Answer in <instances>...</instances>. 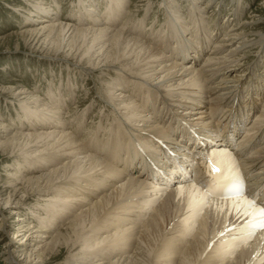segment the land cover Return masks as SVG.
Returning <instances> with one entry per match:
<instances>
[{"label":"bare ground","instance_id":"6f19581e","mask_svg":"<svg viewBox=\"0 0 264 264\" xmlns=\"http://www.w3.org/2000/svg\"><path fill=\"white\" fill-rule=\"evenodd\" d=\"M34 1L36 4L31 6L33 13L28 11L27 14H35V16H33V19H26V21L28 20L29 24H39L30 25L25 31L28 35L35 37L34 40L38 37L37 40L39 41L42 37L54 38V36H59L61 33L63 36L69 33V36L75 35L74 37L79 34L81 37L90 36L92 50L97 46H100L97 47L100 51L107 46L108 49L114 47V52H112L114 57H104V64L102 65L108 71L119 70L121 78L125 81L123 83L120 82L121 79H118L117 83L111 87L108 86L110 87L109 96H115L114 91H120L117 97L111 98V101H115L116 108H118L115 113L118 121L113 122L116 129L111 132L114 128L112 125L108 135L105 134V137L100 140L98 144L100 148L97 147L100 150V157L91 155L88 152L91 148L87 147L84 141L80 142L76 139L79 126L76 120L75 125L71 121L67 123L64 118L59 120L60 111L56 106L46 103L44 109H39L40 107L37 105H40V102L36 101L38 95L33 99V94L30 95L29 99L36 103V107L27 105L26 101L29 99L20 102V106H23L20 109L21 112L17 114L22 117L19 119L24 117L28 120L27 124L29 125L19 124L18 126L34 127V129L30 132H15L9 139L4 138L3 142L0 141L1 149L6 151H13L15 147L19 148L20 142H22L23 145L20 147L22 151L19 152H21V156H25L22 157L23 160L19 163L10 165L11 169H9L7 179L12 178V182L6 183L4 186L6 187L7 197L2 198V203H0V231L9 233L8 228L10 226L5 223V220L3 221V218L6 219L8 214L18 215L25 203L33 198H39L40 202H43L31 214L34 219L38 218L37 215L42 216V214H39L40 210L45 213L51 208L61 213L64 209L56 203H58L62 193L67 190L69 194L75 196L74 198H68L70 199V207L80 210V212L70 218L72 220L65 219L68 223L63 226L70 230L71 237L75 238L74 241L71 240L72 242H70H76L71 244L72 247L78 244L83 251H86L88 257L84 260H90L91 264H101V262L94 260L98 257H100L99 261L108 260V264H197L204 251L208 252L207 250L214 248L215 243L219 241L232 239L230 237L240 227H243V233L241 231L237 238L243 244V251L246 255L242 258V255L239 256L240 253H236L238 255H233L230 260L233 264H258V259L264 252V209H261L263 207L257 203L255 204L258 206L254 205L252 197L247 195L238 199H213L212 188L209 187V182H205L208 178L205 170L207 172L212 170L214 174L211 173L210 178H215V180L225 177L247 184L248 188L256 185L255 190L256 192L260 190V193H262L260 199L264 203V129L258 131L264 125V94L262 92L259 93L262 94L259 99L262 107L261 112L260 109L255 107L249 108L250 106L246 111L242 112V109L240 113L238 112L239 114L237 113L239 120L236 122L235 127L231 128L238 137L237 139H241L242 143L229 149L224 147V143L221 142L222 139H219V142L214 139L212 144V147H214L212 150L214 152V163L209 161L199 162V166L194 173V181L176 185L170 190H166L163 186H156L149 181V178H146L145 174L150 171L147 164L135 163V160L138 162L136 157L142 159L143 155L149 164L154 163V160H148L149 156L156 151L152 143L153 138L164 142L171 153L176 155L179 151L174 152L173 147H178V149L183 147L185 151L187 150L186 142L182 141L187 138L188 134H184L187 129L195 135L203 133L207 137L210 133L213 136L218 134L219 137L221 136L223 129L226 128L225 124L230 122L232 111L239 109L237 101L241 99V94L246 88V86L244 87L246 84H243L242 81L245 76L243 73L246 72L244 68L249 67L245 61L247 53L245 51L246 49L251 50L249 46H252L247 36L251 35V29L257 24L258 20L254 16L249 17V21L245 20L237 26L232 24L233 27L235 26L234 28L232 26L230 28L225 23L227 31L222 34L219 42L216 41L217 39L212 41L213 44H218V46L216 45V49L210 52L209 39L213 38L212 33L214 34L218 29H216L218 24L215 22L218 19L213 17L209 21L211 26H215V29L211 31V37L202 35L206 31V18L203 12L207 8L208 10L209 8L217 10L219 5L215 0H207L202 5L203 8L199 6L200 0H187L191 2V4H186L189 6L187 16L180 14L179 8L181 5L173 2L167 4L165 14L169 16V12L171 13L167 20L170 28L166 33L163 32V35L156 36V39L152 35L147 38L139 34L142 29L138 24V19H135L136 24H132L134 16L133 12L129 10L119 28L112 29L113 24L117 23V19L122 14L121 7L128 4V0H124V4L118 3L115 10L109 14L106 12L104 14L98 13L100 16H97V5L88 6L84 11L85 15L79 9V15L75 17L80 23L77 26L75 23L73 25L57 23L58 12L57 9L53 10L54 6H51V3H43L47 5L44 8L40 3H37L38 0ZM51 1L52 4L58 5L57 0ZM84 1L78 0L77 4L82 6ZM131 1L134 8L144 9V11L149 9L146 7L147 5H151V0ZM92 3L94 4V2ZM193 9L198 16L194 17ZM232 11L231 16L235 17L234 12L236 10ZM114 12L116 13L114 14ZM211 14L206 17L213 16ZM189 15H192L193 18L188 20ZM235 19H231V21L234 22ZM106 24L111 26L99 27ZM187 33L190 37L186 40L190 44H193L195 48L210 52L205 56V62L199 68L195 66L197 61L194 59V57L200 55L199 51L185 50L180 52L177 49L179 45L176 44L175 51L169 50L166 54L162 52L168 50L166 46L168 41L165 40L168 34L180 37ZM78 39H80V36ZM83 39L85 40V38ZM84 42H87V40ZM263 42L264 40H261L256 51ZM189 57H193L191 58L192 62L186 65L183 64L185 59H189ZM106 60L110 63H107ZM117 63L119 67H113ZM257 73V75L256 72L253 73V76L261 81L254 79L256 85L247 90V96L258 93V91L254 92L253 89L259 87L261 91L264 88L263 78L259 77L261 74L258 70ZM159 75L162 76L155 77ZM104 81L107 80L104 78ZM251 82L249 81V83ZM136 86L138 91H135ZM138 92L139 95H137ZM18 93L19 95H26L27 92L21 90ZM144 93L157 97V106H159L158 124H161L160 120H163L162 123H165L166 126L164 130H159L160 126L157 123L149 121L151 119L149 114H141L144 113L143 108L135 99L138 96L142 97ZM229 96L232 97V102L229 101V103L231 102L230 106L226 108L228 116L223 113V120L220 122L215 116L221 114L223 110L221 105H224L223 101ZM252 96L249 98L251 103L256 101V98ZM49 98L53 101L51 97ZM57 98L58 101L62 100L60 96H57ZM239 102L241 103V101ZM197 103H199V106ZM187 105L196 107L183 109L181 113L178 112ZM23 109L26 112H23ZM121 109H123V112H119ZM234 113L236 114V112ZM49 115H51L50 118H48ZM251 115L260 119L256 122V127L255 124H251ZM187 116H190L191 119L186 118ZM37 121L41 124L36 128L32 122L36 124ZM70 123L74 127L72 131L69 128ZM238 123L243 126L242 130L237 129ZM54 128H58L59 134L53 130ZM0 129L3 130V133L9 134L12 132L10 128H4V125H1ZM68 130H70V133H68ZM118 131L121 133L119 140L124 141V145L113 143ZM31 132L35 133L31 134ZM113 133H116L115 138L111 140L109 135ZM91 134H93V130L88 134L90 137L87 138V145H89ZM2 137L0 136V138ZM81 140L83 139L81 138ZM258 145L259 147H256ZM137 148L142 156H138L136 153ZM39 163H48V168L45 166L47 169L41 170L38 166ZM138 166L142 167L143 174L132 173V171L137 170ZM25 167L26 173H29V175L20 176V171ZM157 171H160V168L151 173L155 174ZM257 184L260 189L257 188ZM98 186L106 188L104 189L105 192L96 195ZM76 190H80L78 192L80 196L73 193ZM91 196V200L86 199ZM144 198L148 203L142 200ZM158 199L163 200L162 205L164 207L155 206L152 211H147L146 207L143 208V205L150 208V204L153 202L157 204ZM135 200H139L143 204L137 206L135 203L133 204ZM61 202L64 203L62 200ZM181 202L196 206L195 208L202 213L201 218L196 219L195 223L192 220L194 225L190 228L194 233L192 232L189 236L186 235L187 237L182 238L175 236V227L173 228V224V226H169L170 222L168 223L164 214L166 209ZM129 203H132V206L126 209L129 207ZM179 208L180 210L183 209ZM176 213H178V210ZM228 214L237 216V219L231 223L225 221L227 224L219 223L220 218ZM45 217L48 219L47 216ZM183 219L186 222V218ZM17 220L21 219L18 218ZM21 221L19 231L16 233L10 232L12 234L11 239L8 238L7 241H4L3 260L5 264H33L35 260H37L35 261L36 264H39L38 262L41 264L42 251L47 246H42L45 242L44 239H48L54 231L51 232V230L55 228L45 225L46 223L39 221V218L36 226L35 223L33 224L30 219L25 217ZM122 222H127V224L121 225ZM101 223L109 224L97 228ZM57 226L58 224H55V227ZM168 227V231H165ZM182 228L184 227L182 226ZM111 230L114 233L104 235ZM238 231L240 232V230ZM84 232H88V234L83 235ZM13 235H16L15 239ZM60 235L61 233L58 231L54 236V242L57 241V237ZM27 237L28 239L25 240ZM30 237L31 240L29 241ZM107 240H109V244L100 249ZM51 241L53 240L51 239ZM133 244L135 245L133 246ZM126 251H131V253L127 254ZM112 253H114L113 256ZM214 253L219 252L215 251ZM121 254L124 255L121 256ZM171 255L180 257V259H177L178 262L168 260ZM18 256H23L21 262L15 260ZM235 259L236 261H234ZM77 262L68 261L66 264H76ZM230 262L229 264H232ZM200 264H204V262ZM220 264L224 263L221 262ZM261 264H264V261Z\"/></svg>","mask_w":264,"mask_h":264},{"label":"rangeland","instance_id":"374dc122","mask_svg":"<svg viewBox=\"0 0 264 264\" xmlns=\"http://www.w3.org/2000/svg\"><path fill=\"white\" fill-rule=\"evenodd\" d=\"M206 1L207 0H200L199 6L201 8H203L202 5H204L206 3ZM215 1L219 5V7H217V10H215L213 8H211V9L209 8V10H208V8H207L203 12V13H205L204 17L206 18V22H205L206 31L202 35H207V36L211 37V31L215 29V26H211V23L209 21L213 17H214V19H216V18L218 19L217 21L215 20V22H217V24H218L216 27V29L218 28L217 29L218 32L217 31L214 32L215 35L212 33L213 38L209 39V42H210L209 48L211 49L210 52H213V49H216V45L218 46V44H213L212 41L217 39L216 41L219 42V39L222 36V34H224L227 31L226 29H227L228 25L230 26V28H231V26L233 27V25L237 26L245 20L249 21V19H250L249 17H253V16L258 20L257 24L255 26H253L251 29L252 30L251 31L252 33H250L251 37L247 36V38H249L248 40L250 42V45L252 43V46H249L251 48V50L246 49V51H245V52H247L245 61H246L247 66H249V67L244 68V70L246 69V72L243 73V74H245V76L243 77L244 79L242 78V81H243V84H246V85H244V87L246 86V88L244 89V87L242 86V88L245 91L243 90V93L241 94V99L239 100V101H241L242 104L239 101H237V105H238L239 109L234 110V112H236V114H237L238 112L240 113L242 109H243L242 110V112H243L244 110L246 111L247 109L250 108L249 106L251 104V100L249 98L252 95L249 94L247 96V90L251 89V87H254L256 85L255 84L256 82L254 81V79L259 80L257 77L253 76V73L256 72V75H257L258 74L257 70H258L259 74H261V75H259V77H262L263 81H264V42L261 44L259 49L256 51V48L259 46L261 40H264V0H215ZM56 2H58L57 6L55 4H52L51 0H42V1L38 0L37 3H40L43 7L47 6V5H44L43 3H51L50 5L54 6L53 10L57 9V12H58L57 23H62V24L64 23V24H71V25H73L75 23L76 26H77V24L80 25V23H78L79 21L77 20V18H75V17H77L76 15H79V13H78L79 9H81V11L84 14V11H85V9L88 8V6L97 5L98 6L97 7V16H100L99 14H104L105 12L108 14L113 12L118 3L124 4V0H121V1H119V0H109V1H107V0H85L83 2L84 6H83V4H82V6H79L77 4L78 0H57ZM92 2H94V4ZM171 2L181 5V7L179 8L180 14L187 16L189 6H187L186 4H191V2H189L187 0H151V5L146 6L149 9H147L145 11H144V9L141 10V9L134 8L131 4L132 1L128 0V2H127L128 4L123 5L121 7L122 14L117 19V23L113 24L114 26H112V29L119 28V25L121 24V22L124 21V19L126 18V15L128 14V10H129V11L133 12V16H134L133 17L134 21L132 24H136L135 19H138V24L140 25V27L142 29L141 33H139V34H141L142 36H145L147 38L151 37V35H152L156 39V36L163 35V32L166 33L170 28L167 20L169 19L168 17L171 15V13L169 12V16H167L165 14V11H166V5L171 3ZM34 4H36L34 0H0V127H1V125H4V128H10L11 130L10 129L9 130L12 131L8 134V133H3V130L1 131V129H0V132H1L0 136H3L2 138H0V141L3 142V140L9 139L12 135H14L15 132L23 133V132L33 131L34 127L31 128V127L18 126L19 124H27L29 121L26 120L24 117H23V119H19L22 117H20V115L17 114V113L21 112L20 109L23 106V105L20 106V102L26 101L27 99H29L30 95L33 94V97H34L33 99H35V96L38 95L37 96L38 99L36 101L38 103L40 102V105H37L40 107L39 109H41V110L44 109V105L46 103L49 105H54L60 111L59 120H63V118H64L67 123L71 121L74 125H75V120H76L77 124L79 125L76 139L79 140L80 142L84 141L86 146L91 148L90 150H88V152L91 155H94L96 157H100V152H99L100 150L98 149L100 147L98 146V144H99L100 140H102L103 137H105V134H106V136L108 135V133L111 130V126L112 125L114 126L113 122L118 121L116 118L117 116L115 115V113L118 111V108H116L115 101L114 102L111 101L112 100L111 98L117 97L120 94V91H117V92L114 91L115 94L114 93L113 94L115 96H111V95L109 96V94H110L109 88L112 85H114L115 83H117L118 79H121L120 82H123V83L125 81V80L123 81V79L121 78V76H120L121 72L119 70L113 69L111 71H108V70H106V68H103V65H102V64H104V60H103L104 57H106V56L109 58L114 57V54L112 53V52H114V47H112V49L111 48L108 49V46L106 45L107 47L104 48L105 50L101 49V51H100L99 48H97L100 46H97L96 47L97 49L93 48L94 50H92L91 49L92 44L90 42V36H88V37L82 36L81 37V35L77 34V37H74L75 35H73V36L70 35L71 36L70 37L68 35L69 33L65 36H63L61 33V35H59V36H54L55 39L53 37H51V38H43L42 37L38 41L37 40L38 37H37L34 40L35 37L33 38V36H30L25 32L26 29L30 25H38L39 24V23L29 24L28 23L29 21L28 20L26 21V19H33L34 18L33 16H35V14H27L28 11H31V13H33V11H32L33 8L31 9V6H33ZM234 9L236 10L234 12L235 17L231 16L233 13L232 10H234ZM43 11L46 13L45 10H43ZM192 11L194 12V17L198 16V14L195 13L194 9ZM212 12H213V14H211ZM115 13L116 12H114V14ZM210 14L213 16H211V17L209 16V18H207L206 16L210 15ZM92 16H95V15H92ZM190 18H193V16L189 15L188 20ZM231 19H235L234 22H232ZM188 20H187V23H188ZM225 20H227V21H225ZM225 23L227 24V26H225ZM104 26L110 27L111 25L106 24V25H101L99 27H104ZM78 27H80V26H78ZM191 32H193V31H191ZM79 36H80V39H78ZM188 37H190V36H188V33L183 35V36H180V37L168 34L165 38V40L168 41V43L166 44V46L168 47V50L166 49V50H163L162 52H163V54H166L169 50L175 51L176 44L179 45L177 49L180 52H183L185 50H190L192 52L199 51L200 55L197 57H194V59H196V61H197L195 63V66H198L197 68H199L200 65L201 64L203 65V62H205V56L210 52H208L204 49L195 48L193 44H190L186 40V38H188ZM83 38H85V40ZM191 38H194V37H191ZM86 40H87V42H84ZM42 42H44L45 44L44 43L42 44ZM88 44L90 47L88 46ZM211 44H213V45H211ZM253 46H254V48H252ZM87 48L91 49V51H89V49H87ZM159 50L161 51V49H159ZM96 51L98 53H100V52L101 53L96 54ZM160 51H158V52H160ZM191 58H193V57H189V59H185V62L183 64H185V65L190 64V62H192ZM98 59H100V60H98ZM102 60H103V62H102ZM106 62L110 63V61H108V60H106ZM116 66L119 67L118 63L116 65H114L113 67H116ZM105 73H107V74H105ZM161 76L162 75L155 76V77L159 78ZM104 78H105V80H107L106 82L104 81ZM108 80H110V81L108 82ZM249 81L250 82L252 81V82L249 83ZM259 81H261V80H259ZM106 85H107V88H106ZM108 86H110V87H108ZM20 89L23 92H27L26 95L25 94L19 95L18 92L21 91ZM253 90H254V92L258 91V93H256L252 97L256 98L257 104H258V106H260L259 105V102H260L259 99L262 97V94H264V88L261 91H260L259 87L256 89H253ZM135 91H138L137 86H136ZM260 92H262L261 95L259 94ZM257 94H258V98H257ZM137 95H139V92L137 93ZM155 95H156V93H155ZM26 96H27V98H25ZM48 96L51 97L53 99V101L50 100V98ZM57 96L62 97V100L58 101ZM38 100H40V101H38ZM135 100H137V102H139V104H141V106L143 108L144 113H141V114H149L151 116V119L149 121H154L155 124L156 123L158 124L159 122H158L157 118H158V114H159V106H157V103H158L157 97L153 96L151 94L144 93V95L142 97L138 96ZM225 100H224L225 102L223 101L224 105H221V106H223L222 107L223 110L221 111V114L228 113V110H226V108H228L230 106V103L232 102V97L229 96ZM229 101H231V102L229 103ZM26 103L29 106H35L36 107V103L33 100L29 99L26 101ZM197 104L199 106V103H197ZM195 107L196 106H194V105L193 106L187 105L185 108L180 109L178 112L181 113V110H183V109H193ZM244 107H246V108H244ZM122 110L123 109L119 110V112ZM261 110L262 109L260 107L259 111L261 112ZM23 112H26V111L23 109ZM234 112L232 113L231 120H233L234 117L236 116V114ZM35 114H36V112H35ZM67 114H68V116H67ZM50 116L51 115H49L48 118H50ZM227 116H228V114H227ZM186 118L191 119L190 116L189 117L187 116ZM252 119L255 120L256 118L253 117ZM254 120H252V122ZM194 122H196V121H194ZM32 123L34 124V126L36 128L39 127L41 124V122H39V121H37L36 124H35V122H32ZM72 123H70L71 126H69L71 131L74 129ZM214 123H216V122H214ZM155 124H153V125H155ZM27 125H29V124H27ZM159 126H160L159 130H162L163 128L161 127V125H159ZM48 127H53V126H48ZM13 129H15V130L13 131ZM114 129H116V125L111 130V132L114 131ZM53 130L59 134L58 128L57 129L54 128ZM70 130H68V133H70L69 132ZM91 130H93V134H91L92 136L89 139L90 140L89 145H87V141H88L87 138L90 137L88 134ZM34 133L35 132H31V134H34ZM115 134L116 133L109 135L111 140H113L115 138ZM120 134H121L120 131H118L117 135H116V139L114 140L113 143H118V144L124 145L125 142L119 140ZM81 138L83 140H81ZM239 140L241 141V139H239ZM22 145H23V143L20 142V147ZM256 147H259V145ZM1 148L2 147H0V194H1L0 195V203H2V201H1L2 198L7 197L6 187H4L5 184L12 182V178L7 179L8 174H9V169H11L10 165L11 164L14 165L15 163H19L20 161L23 160L22 157L23 158L25 157V156H21V152H19V151H22V148H20L21 149L20 150L19 148L15 147V150H13V151L8 150L9 152L4 150V149H1ZM38 166L40 167L41 170H45L48 168V163H39ZM45 166L47 168H45ZM50 167L52 168V166H50ZM132 173L133 174H135V173L143 174L142 167L138 166L137 170L132 171ZM19 175L23 176V177L26 175H29V173H26V167L22 168ZM104 189H106V188L98 186L96 188L95 194L100 195L101 193L105 192ZM79 191L80 190H76V192H73V193H76L77 196H80L78 194ZM109 192H110V190H109ZM74 197L75 196H72V194H69V191L65 190V192L62 193L60 199L58 200V203H56V205L62 207L64 209V211L59 213V212H56L55 209L49 208L47 211H45V213H43V210H40L39 214H42V216L37 215L39 218V221H41L42 223H46L45 225H49L50 228H55V229L51 230V232L54 230L53 233L51 234L53 238L50 235V237L48 239H44L45 242L43 243L42 246H45V245H47V246L42 251V253H43L42 258L44 260L42 259L41 264H66L68 261L69 262L78 261L76 264H79V263L91 264L90 260H84V259H86V257H88V253L86 251H83L81 249V247L78 246V244L74 245L72 247L71 244L76 243V242H73V243H70V242H72L71 240L74 241L75 238L71 237L70 230L66 229V227L63 226L64 224L68 223L67 220H65V219H68V221H69L70 218H72L73 216L77 215L80 212V210L78 211L77 209H72L70 207V202H69L70 199H68V198H74ZM86 199L91 200L92 196L90 198H86ZM61 200L64 201V203H62ZM142 200L146 201L145 198ZM66 201H68V202H66ZM162 201L163 200L158 199V202L156 200L157 204L155 202H153L150 204V208L148 206H145V205H143V208L146 207L145 209L147 211H152V209L155 206H157V207L163 206ZM146 202L148 203V201H146ZM42 203L43 202H40L39 198H35V199L33 198L31 201H27L25 203V206L22 208L21 212L18 214L21 217H19L18 215H15V214H8V215H6V219L3 218V221L5 220V223L8 224V226H10L11 229H10V227L8 228L9 233H7V232L4 233L3 231L2 232L0 231V264H5V262L3 260V256H2L4 253L3 247H4V241H7L8 238L11 239V237H12V234L10 232L16 233L17 231H19V228L21 227V224H22L21 220L24 217L27 219H30L31 222L33 224L35 223L34 225L36 226L38 224V222H37L38 218L34 219V217H32L31 214L33 213V211L36 208L38 209L39 206L42 205ZM66 203H68V204H66ZM134 203L137 206L140 204H143V202L141 203V201H139V200L133 201V204ZM130 206H132V203H129V207H127L126 209L131 208ZM179 207H181L183 209L180 210ZM195 207L196 206H194L192 204H186L184 202H181V203H177L176 206L175 205L171 206V208H168L164 211V214L166 215L168 223L170 222L169 226L174 225L173 228L175 227V230H176V231L174 230L175 236L182 238L186 235L189 236L190 234H192L193 231L190 228V226L192 227L194 225L193 221L195 223L196 219L197 220L200 219L201 215H202V213L200 211H198V209ZM173 209H175V210H173ZM177 210H178V213H176ZM178 214H179V216H177ZM172 215H173L174 219L172 218ZM45 216H47L48 219H46ZM41 217H42V219H41ZM18 218H20L21 220L18 221L17 220ZM178 218H179V220H178ZM183 218H186V222H185V219H183ZM236 219H237V216H235L233 214H228L227 216L221 217L219 220L220 221L219 223H226L225 221H227V223H231V222L235 221ZM70 220H72V219H70ZM108 221L110 223L109 219H108ZM175 221H176V224H175ZM190 221H192V222H190ZM63 222H66V223H63ZM50 223H54V224L50 225ZM109 223H101L97 228H101L102 226L108 225ZM55 224H58V226L55 227ZM125 224H127V222L121 223V225H125ZM178 224L180 225V227ZM128 226H130V225H128ZM182 226L184 228H182ZM181 228H182V230H181ZM168 229H169V227L167 229H165V231H168ZM238 230H240V232ZM238 230L234 231V235L230 237L233 240L232 239H226L224 241H219V242L215 243L214 248L207 250L208 252L204 251L202 256L199 258L197 264H200L201 262H204V264H220L221 262H223L224 264L225 263L229 264V262L231 261L230 258H232L233 255L234 256L238 255L239 253H240L239 256L242 255V258H243L246 255V253L243 251V247H242L243 244L237 238V235L239 236L241 234L243 227H240ZM58 231H60L61 235L58 236L57 241L54 242V236ZM112 232H113V230H111L110 232H106V234H104V235H108ZM242 233H243V231H242ZM84 234H88V232H84L83 235ZM104 235L102 234V236H104ZM13 236L15 239L16 235H13ZM50 238L53 241H51ZM26 239H28V237L25 238V240ZM30 240H31V237L29 238V241ZM108 244H109V240H107L103 244V246L100 247V249H102L104 246H107ZM135 244H133V246ZM226 250H228V251H226ZM240 250H242L244 254L241 253L242 251H240ZM215 251L219 252L220 254L214 253ZM236 251H238V252H236ZM102 252H105V251H102ZM233 252H235V253L233 254ZM114 253H112L111 255L113 256ZM125 253L129 254V253H131V251L130 252L126 251ZM236 253H238V254H236ZM223 254H225V255H223ZM262 254L264 256V252ZM262 254H261V256H262ZM18 255H20V254H18ZM122 255H124V254H121V256ZM203 255H204V257H203ZM173 256L174 255L169 256L168 260H171L173 262H178L177 259L178 258L180 259V257L175 256L176 257L175 258ZM261 256L258 259V264H261V262L264 261V257L262 256L263 257L262 258ZM22 259H23V256L22 257L18 256L17 259L15 258V260L20 261V262ZM72 259H73V261H72ZM94 260L99 262V263L101 262V264H108L109 263L108 260L99 261L100 257L95 258ZM35 261H37V260H35ZM35 261H33V264H36ZM38 261H40V260H38ZM234 261H236V259ZM38 263L40 264V262H38ZM230 263H232V261Z\"/></svg>","mask_w":264,"mask_h":264}]
</instances>
